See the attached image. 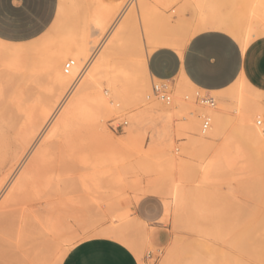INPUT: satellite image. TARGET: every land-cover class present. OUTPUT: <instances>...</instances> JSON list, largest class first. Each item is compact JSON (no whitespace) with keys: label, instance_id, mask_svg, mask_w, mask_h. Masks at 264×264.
I'll list each match as a JSON object with an SVG mask.
<instances>
[{"label":"bare ground","instance_id":"1","mask_svg":"<svg viewBox=\"0 0 264 264\" xmlns=\"http://www.w3.org/2000/svg\"><path fill=\"white\" fill-rule=\"evenodd\" d=\"M179 1H183L196 12L198 25L206 23L210 18L219 14L214 0H60L55 21L51 29L42 37L27 46L12 47L14 49H8V45L7 48L0 46L1 82L11 81L13 75L20 76L24 80L33 82L47 98L44 102L41 96L32 97L25 120L17 127V130L15 129L14 141L17 146H15L13 163L11 161V168L7 169L5 177L0 180V186H2L0 195L3 196L0 202V244L5 242L14 249H22L23 259L27 264H61L67 252L73 247V242L79 236L76 229L69 231L71 227L69 222V224L64 222L66 218L70 217L64 216L66 212L64 215L62 214L63 216L58 214V211L56 214L51 213V210H56V205H60V207L66 203L68 205L72 196L76 195L74 191L72 196L65 194L67 182L70 183L66 179V172L70 167L69 165L65 166L67 160L73 161L78 166L76 185L83 190V193L86 192L90 196L101 195L102 197H92L91 201L93 200V203L95 202L97 205L104 202L108 206L109 222L92 231L88 239L112 235L122 236L139 263H142L143 247L148 244L146 225L139 219L130 218L127 215V211L130 209L122 202L127 196L117 194V197H113V184H116L117 190L122 188L119 184H123V181L126 180L123 175L131 165L127 166L125 155L114 149L113 143L116 142L107 133V122L112 120L113 116L127 109L133 111L139 105L149 103L148 99L151 97L149 80L156 79L152 78L147 70L146 50L142 47V36L144 35L150 44V49L147 50L148 55L154 47L168 45L175 48L183 44L186 39L178 40L161 31L162 26L175 13V6ZM259 31H264V0H251L247 7L242 46L246 47L249 41L256 38ZM103 39L105 40L101 44ZM67 63L69 66L66 68ZM183 75L176 79L173 85L172 99L169 96V100L166 101V103L171 101V107L166 106L162 109L171 118L188 117L185 125L190 134H197L204 116L210 118L211 124L213 122L214 125H220L222 116L218 113L216 104L214 107H208L199 98L203 104L200 112L195 114L190 109L184 99V92L187 88L192 89L196 86ZM156 81L161 82L160 80ZM164 89L167 91V85ZM229 89L235 126L244 129L251 137L264 138V92L252 87L243 78L236 80ZM22 96V90H16L13 98L6 99V101L17 102ZM2 98H6V91L0 83V99ZM0 104L2 105L1 101ZM0 119L2 120L3 117ZM2 121L4 123V119ZM144 121L148 125L147 120ZM257 121H260V124H257ZM135 125L134 122H131L127 128L128 135L122 139L119 138L117 143L121 147L125 146L122 147L125 148V151L138 156L141 155V152L132 147L128 148L137 140L135 135L137 130L135 131V129H138V126ZM84 131L99 135L101 141L105 143V148L102 150L93 149V151L87 149V152L77 151L75 147L80 148L78 143L81 141L74 138L75 143L77 141V145H79L74 147V134H82ZM85 133L83 136L87 138ZM192 137L191 144L197 145L199 141H202L203 144L205 140V136L194 135ZM83 141L81 145L85 146ZM222 142V145H218L219 147L214 149V153L209 158L202 159L198 163L200 185L211 181L214 172L220 167L231 170L240 169L238 164L243 156L241 146L230 136ZM59 145L61 146V153L59 152L61 160L58 162L54 160L57 151L54 153L53 147H59ZM93 145L95 147V144ZM81 147L83 148V146ZM29 151L32 154L23 166L21 163ZM163 153L142 155L148 162L152 160L158 164L164 160ZM172 157L174 156L165 160L169 167L174 166L175 157ZM141 164H145V162ZM157 164L155 163V165ZM159 166L161 168V165ZM182 167V165L179 167L180 170L183 169ZM134 169L136 170V168ZM139 170L142 169L139 168ZM168 170L172 172V169ZM181 171L178 172L180 176L178 173L177 176L175 174L176 179L177 177L180 180L183 179L184 173H181L184 171ZM156 176L158 175L156 174ZM162 176L163 174L161 177L158 176L159 179ZM165 183L168 188H165L163 192L167 191L169 195L167 197L165 194L168 198L165 200L167 211H172L177 217L184 218L186 215L181 210L183 211V207L191 201L185 196L182 183L178 179L171 181L170 184ZM148 184L151 189L155 185L154 183L153 185H151L152 183ZM199 184L196 189L198 191L199 188H202L201 186H204L199 187ZM194 186L192 187L196 188V184ZM148 189L147 191H149ZM155 189L154 186L153 191ZM140 190L141 194L142 188ZM157 192L154 193L157 194ZM204 192L205 188L198 194H201V197L206 196V200H208V194ZM75 193L77 192L75 191ZM143 193L145 194V192ZM53 197L57 200L54 201ZM75 197L80 204L79 200L82 198L80 197L78 200L79 197L77 195ZM29 202L43 205L47 210L44 215H35L33 217L35 222L30 227H28V223L23 224L27 221L24 219L25 214L21 213L22 209L19 208ZM84 202L86 201L84 200ZM75 203H71L70 206ZM192 205L193 209H197L194 205L204 204L203 202H192ZM67 207L69 205L65 206V208ZM65 208L60 209L64 210ZM70 218L75 217L71 216ZM130 228L140 230V244L128 237L127 231ZM26 245L28 246L25 249ZM168 254L171 255L170 251ZM183 263L201 264L199 261L195 263L191 260ZM166 264L171 263L167 262Z\"/></svg>","mask_w":264,"mask_h":264},{"label":"rangeland","instance_id":"2","mask_svg":"<svg viewBox=\"0 0 264 264\" xmlns=\"http://www.w3.org/2000/svg\"><path fill=\"white\" fill-rule=\"evenodd\" d=\"M250 1L251 0H214V3L216 4L219 11L218 16L210 18L206 23L201 25H198L196 22V12L193 11V9L189 5L184 4L183 1H179L175 6V13H173L169 21L162 26L161 31L163 32V34H168L175 39L183 40L187 39L190 34H196L202 30L219 29L229 33L242 46V40L244 37V24L247 18V7ZM59 2L60 0H58V3ZM190 14L192 15V17L190 16ZM261 35H264V31H259L256 37ZM104 40L105 39L102 40L101 44L104 42ZM173 82L174 81L159 82L156 80H149V87L151 91V97L148 99L149 103L139 105V107L133 111L127 109L124 112L113 116V119L107 122V133L116 142L113 143L114 149L117 152L121 154L123 153L125 155L127 166L131 165V167L128 166L130 169L125 173V175H123L124 178L126 177V180H124L123 178V184H126L125 187H133L138 191H141L140 189L144 187L142 193H148L149 191H152V194L159 196L163 201H165L169 196L167 191L165 193L163 192L165 188H168L165 182H168L170 184L171 181L176 179L175 174L176 176L178 174V176H180V173L178 172L182 170L184 171H181V174L184 173L183 179L185 178L187 182H185V179V181L183 179L181 180L187 184L189 183V186L191 187H195L194 184H196L197 186L199 184L198 180L200 179V170L199 168H197V166L199 167L198 163L202 159L209 158L212 153H214V149L216 150V148L219 147L220 144L222 145V141H224V139L228 136L232 137V139H234L236 143L241 146L243 150V156L240 163L238 164L240 165V169L235 168L231 170L220 167L214 172L211 181L207 183V186L210 188V190L207 192L209 199V212L206 216H201L199 213L196 214L195 212L190 211V208H186L185 210L181 211L186 215L185 216L183 214V216H185L184 218H179V216L174 217L171 215L172 227L170 232L172 234H180L179 232L188 234L190 232H193L195 234L205 236L210 240L216 242L203 243L198 245L199 251L204 253V258L188 259L187 252L189 249L184 247L183 244L179 243L178 245V242L174 240L173 243H171L169 246L153 245L151 243L144 245L143 261L141 264H166L167 262L171 264H184L183 262H188L190 260L195 263L199 261L201 264H264V138L257 139L251 137V135H249L244 129L236 127L233 123L232 98L229 89L230 86L223 90L210 91L212 94L198 87L192 89L187 88L185 90L184 99L195 114L199 113L203 106V104L199 101V97H202L206 94L213 96V98L216 99V109L222 116V121L220 125H214L212 122L211 127L206 133L202 134L198 130L197 134H190L188 128L185 125L188 117L179 116L177 118H172L173 121L170 132L171 139L164 140V143L161 144L162 147L155 148L164 152V160L162 163L157 164V162H153L152 160H149L150 162H148L147 159L143 161L145 162V164H141L143 163L141 161L134 163L133 160H135V156H133L131 152L125 151V148L123 149L122 147H118L120 145L117 143V140H119V138H124L128 133L127 128L136 113L149 108L162 109L166 108V106L171 107V101L170 103H166V101L158 98L153 93L152 87L154 84L160 83H163L164 88L167 85V93L170 96V99H172L173 86L170 85V83ZM0 83L4 86L6 91V98L0 99L2 103V105L0 104V118L3 117L4 119V123L2 121L3 119H0V180H2L8 170L11 168V164L13 163V155H15L16 152L15 146H17L16 142L14 141V135L16 133L17 127L20 126V124L25 120V117L27 116L28 105L32 97H35L36 95L41 96L44 102L47 98L33 82L24 80L20 76L14 77L9 82H1L0 80ZM16 90H22V98L17 102H10V100L9 102L6 101V99L13 98ZM123 122H127V124L124 125L122 129H113L115 125ZM140 124H138L137 126L138 129H141L144 134L143 140L140 144L143 145L146 141H151V131L146 123ZM84 133L85 131L82 132V134H74L73 140L75 138V140L79 139V142H82L84 139H86L85 141H83L85 142V146L83 144L81 145V142L78 143L76 141L75 143L74 140V147L77 145V143L80 144V148L75 147L77 151L80 150L87 152L88 150L91 151V149L93 151V149L102 150L105 148V143L104 141H101V137H99V135L86 131V138L84 137ZM80 135L82 138L80 137ZM194 135L205 136L203 144L201 143L202 141L197 142V145L193 143L191 144L190 139L193 138L192 136ZM77 136H79L80 138H77ZM93 136L95 137L93 138ZM97 137H99L100 139ZM96 140H98V142H95ZM93 144H95V147ZM81 146H83V148ZM60 149V145L59 147H53L54 153L57 151L55 153L54 160H57L58 162L61 160ZM31 154V151H29L25 155L21 163L23 166L28 162ZM171 156L175 157H172L174 158L173 167H169V165L165 161L166 158H170ZM149 163H151L152 165ZM155 163L158 166L155 165ZM66 165L70 166L68 168V171L71 168L73 170L71 169L70 172L66 170V179L67 181H70V183H72V186L65 179V181L67 182L65 194L72 196V193L74 191V194L79 197L78 200L80 199V197L82 198L80 199L82 200V203L79 200L80 204H78V201L76 199L77 197H75L76 195L73 194L74 196H72V199L68 204L69 207L65 208V206H68L67 203L64 204L63 207H60V205H56V210H51V213L53 212L54 214H56V212L58 211L57 213L63 216L66 212L64 216L75 217L73 219L68 217L64 222L70 223H68L71 226L69 228V231H74L76 229V232L79 234V236L75 239V241H77L80 239V237L85 235L89 236L92 231L105 226L109 222V218L107 217L108 206L104 202H101V204L99 205H97L95 202L93 203V200L91 201L92 197L94 198L95 196H102H90L86 192L83 193V190L76 185L78 166L70 160L66 161L65 166ZM159 165H161V168ZM181 165L183 166V169L180 170L179 167ZM134 168H136V170ZM139 168L142 170L140 171ZM155 168L159 171V174ZM168 169H172V172ZM197 169L199 172L197 171ZM160 173L161 175L163 174L161 178L162 180L159 179V177H161ZM156 174L159 176H156L158 179L155 177ZM68 176L69 178H67ZM166 177L169 181H166ZM177 179L181 181L179 177H177ZM155 180L156 182H154ZM143 181L145 182L144 186ZM148 183H152L151 185H153L154 183V186L156 188L155 191H158L159 193H154V186H152L153 188L151 189L149 188L151 186H149L150 184ZM76 188L78 191L76 190ZM146 188H149V191H147ZM81 190L82 194L80 193ZM75 191L77 193H75ZM192 192L193 191H191V193ZM196 192L194 191L192 195L196 194ZM163 194H166L167 197L166 195L162 197L161 195ZM84 195L88 197L90 196V199L86 196L84 197ZM70 196L69 198H71ZM2 197L3 196L0 195V202L2 200ZM53 200L55 201L57 200V198L53 197ZM72 200L76 201L77 203L73 202ZM84 200L86 202H84ZM71 203H75V206L73 204V206H70ZM57 206L65 209H60ZM19 208L22 209L21 213L23 215L25 214L24 219L27 221L23 222V224L28 223V227L34 224L35 221L33 217L35 215H44L47 213V210L43 205L35 202L26 203ZM165 214L166 218L169 219V212L165 211ZM190 220H206L208 221V226L192 229L191 227H189ZM127 232L128 237L131 240L135 241L137 244L141 243L140 230H137V228H130ZM28 245L25 246V249ZM0 247V264H27V262H25L23 259L22 249H14L9 244H5V242L1 243ZM168 251H170V256L168 254Z\"/></svg>","mask_w":264,"mask_h":264},{"label":"crops","instance_id":"3","mask_svg":"<svg viewBox=\"0 0 264 264\" xmlns=\"http://www.w3.org/2000/svg\"><path fill=\"white\" fill-rule=\"evenodd\" d=\"M58 5V0H54V2L53 0H44L43 3H41L40 0H11V4L9 3V0H0V46L6 47L8 45V49H14L24 45L27 46L31 44V42L38 40L51 29L57 16ZM38 13L43 14L44 18L49 20L47 27L44 28L43 34L39 36L34 34L36 30L30 24L21 23V20L30 21L31 19H37ZM190 16L192 17L191 14ZM41 27H43V23H41ZM196 35L223 36L225 40L231 41V44L229 45L230 47L234 45L239 49H247V74L245 73L243 57L241 58L240 72L234 78H232L230 71L227 73L225 72V64L221 63L220 65H217L216 68L204 70L200 67L198 60L195 63V67L190 66L189 68H185L184 65L181 64L180 68L174 71V63L171 60L170 55L166 54L174 47L161 45L152 48L150 54L148 55L147 70L149 74L151 73L152 78L160 80L161 82L174 81L173 83H170V85L173 86L176 79H178L181 74H184L183 76H185L193 85L204 91L223 90L232 85L236 80L243 78L252 87L264 92V35L252 39L246 44V47L241 46V44L229 33L219 29L202 30L196 33ZM142 45L144 50L150 49V44L146 41V37L144 35L142 36ZM157 51H160L163 54L158 56L155 61H152L150 65L149 61H151L152 55ZM193 55L197 57L201 56L200 53L196 52H194ZM157 72L159 74H157ZM14 77H17V75H13L12 79ZM144 120H147V126L150 128L151 141H146L143 145H140L144 134L141 129H135V131L137 130L135 134L137 140L133 143V145H129L128 148L130 149L132 147L137 149V151L141 152V155H156L162 153L161 150L155 148L162 147L161 144L164 143V140L171 139L170 132L172 128V118L163 109L149 108L136 113L130 123L134 122V124L137 125L138 122L144 123ZM126 135H128V133ZM141 155H133L135 156V160H133L134 163L145 159L143 155ZM144 183L145 182L143 181V186ZM180 183H182L181 185L185 191V196L191 201L183 207V210L192 207V202H203L204 205H194L197 209H193L192 207L190 208V211L195 212L196 210V214L199 213L202 216H206L209 212V199L207 197L208 200H206L205 195L207 194L204 195L205 197H201V194L199 195L198 193L201 191L203 192V188H205L204 193H207L210 190L207 184L201 183V185L204 186L199 185V187L201 186L202 188H199L198 191L196 190L198 189V186H196V188H192L189 184L183 181H180ZM115 185L113 184V197H117L118 195L127 196L126 198L124 197L125 200L122 201L123 205L127 206L134 213L133 217L139 219L146 225L145 228L148 243L153 245L169 246L175 240L189 249L187 252L188 259L204 258V253L199 251L198 245L203 243H216L205 236H201L193 232L188 234L182 232H179L180 234L176 235L172 234L170 232L172 227L171 215L174 217H177V215H175L172 211V213L168 211L170 218H166L165 211H167V208L165 201L155 194H144L141 192V195L140 191L134 189L133 187L127 188L124 184H119L123 190L122 188H118L117 190ZM193 189L197 191L195 195L190 194ZM142 190H144V188H142ZM138 198L139 200H137ZM145 201H148L149 203L146 204ZM137 209H139V211H137ZM207 226L208 221L206 220H190L189 222V227L192 229ZM101 238L104 237L89 238V240L93 242L87 244L86 246L79 247V250L75 251V254L71 255L70 259L68 251L61 264H130V261H136V264H140L136 255L128 246L129 254L126 255L122 251L118 252L115 249L100 243L99 240Z\"/></svg>","mask_w":264,"mask_h":264},{"label":"snow or ice","instance_id":"4","mask_svg":"<svg viewBox=\"0 0 264 264\" xmlns=\"http://www.w3.org/2000/svg\"><path fill=\"white\" fill-rule=\"evenodd\" d=\"M40 2L43 3L44 0H40ZM9 3L11 4V0H9ZM37 16V19H31L30 21L21 20V23L30 24L36 30L34 34L39 36L43 34L44 28L47 27L49 20H46L43 14L38 13ZM41 23H43V27H41ZM230 44L231 41L225 40L223 36L190 34L183 44L178 45L175 48H171L166 54L170 55L171 60L174 63V71L178 70L181 64H183L185 68H189L190 66L195 67L197 60L199 61L200 67L204 70L216 68L217 65L223 63L226 65L225 72L227 73L230 71L232 78L240 72L241 58L243 57L245 73L247 74L248 50L236 48L234 45L230 47ZM194 52L200 53L201 56H194ZM162 54L163 53L160 51L154 53L151 61H149V64L151 65L152 61H155L157 57ZM145 60H148L147 49L145 51ZM157 74L159 73L157 72ZM149 75H151V73ZM182 75L183 74H181V76ZM145 203L147 204L149 202L145 201ZM137 211H139V209H137ZM127 215L132 218L134 213L131 210H128ZM92 242L93 241L88 239L87 235L80 237L77 241H74L73 247L69 250V259L71 255L75 254V251L79 250V247L86 246ZM99 242L115 249L118 252L122 251L126 255L129 254L128 247L122 236L112 235L104 237L101 238ZM130 264H136V261H130Z\"/></svg>","mask_w":264,"mask_h":264},{"label":"built area","instance_id":"5","mask_svg":"<svg viewBox=\"0 0 264 264\" xmlns=\"http://www.w3.org/2000/svg\"><path fill=\"white\" fill-rule=\"evenodd\" d=\"M69 66V64L67 63L66 64V68ZM152 91L153 93L160 99L164 100V101H168L169 100V95L167 93V91L164 89L163 87V83H160V84H154L153 87H152ZM201 99V102L203 104H205L206 106L208 107H214L215 106V99L206 94L202 97H199ZM127 122H123V123H120V124H117L113 127V129H118V128H121L126 125ZM257 124H260V121H257ZM211 127V120L208 116H204L201 120V124H200V127H199V130L200 132L203 134V133H206L209 128Z\"/></svg>","mask_w":264,"mask_h":264}]
</instances>
